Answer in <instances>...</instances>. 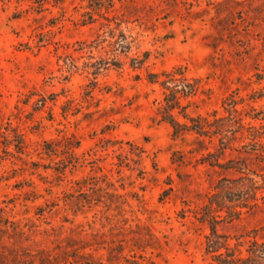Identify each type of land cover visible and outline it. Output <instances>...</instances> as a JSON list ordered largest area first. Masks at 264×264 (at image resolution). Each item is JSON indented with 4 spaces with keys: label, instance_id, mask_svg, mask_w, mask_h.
Here are the masks:
<instances>
[{
    "label": "rangeland",
    "instance_id": "374dc122",
    "mask_svg": "<svg viewBox=\"0 0 264 264\" xmlns=\"http://www.w3.org/2000/svg\"><path fill=\"white\" fill-rule=\"evenodd\" d=\"M37 1L0 0V264H210L195 212L234 173L201 159L207 138L172 137L148 73L184 68L192 116L230 94L264 109V0ZM116 23L130 51L95 78ZM219 231L264 240V207Z\"/></svg>",
    "mask_w": 264,
    "mask_h": 264
},
{
    "label": "trees",
    "instance_id": "16d2710c",
    "mask_svg": "<svg viewBox=\"0 0 264 264\" xmlns=\"http://www.w3.org/2000/svg\"><path fill=\"white\" fill-rule=\"evenodd\" d=\"M46 1L36 2L39 9ZM99 1L98 4L92 6L96 11L101 12L104 9L106 13H109L113 10L114 0ZM54 2L60 4L63 0H54ZM101 15L110 21L109 17ZM117 27L118 23L111 28L114 31L107 44L111 49L106 51L111 53V57L104 59L101 65L94 62L90 68L95 78L107 65L119 68L122 64L119 56L127 55L130 51L131 44L127 42L126 37L123 34L117 36L114 34ZM142 60L132 57V67L139 68ZM184 73V68L177 66L170 71L149 72L148 80L152 83H159L163 89L164 96L158 114L171 127L172 137L194 134L195 140L202 143L207 138L209 143L214 144V147L213 150H209L208 146H203L201 149L206 152L202 154L201 159L211 166L234 173L232 176L221 177L215 185L214 192L208 197V201L195 212L197 220L206 224L209 229L205 236V252L211 258L210 264H264V240H258L252 236L246 241L243 238L247 235L230 236L219 231L220 224L232 223L242 214L264 207V109L249 105V109L245 110L246 114H243V110H239L237 105L243 103L244 99L230 94L222 101L226 114L218 116L215 110L211 114L213 116L211 119L199 115L192 116L186 111L190 101L188 100L185 104L183 101L195 94L197 86L189 82ZM251 97L253 101L264 98V88L254 91ZM41 102L44 104L46 98H42ZM245 116H248L250 121L245 122ZM258 120L260 122L256 124L254 121ZM235 142L242 143L240 146L242 151L235 148ZM23 144L24 141L22 146ZM77 147H79V142H70L67 150L72 153V149ZM235 150L248 157L246 156L245 160L226 159L228 151ZM248 158L255 161L256 167L247 163ZM232 240L234 242H231ZM120 249L117 245L110 248L111 257L116 256V251L120 253L122 251ZM88 256L92 258V253ZM142 258L145 259L144 256ZM108 260L111 262L112 258ZM133 264H147V260L145 263Z\"/></svg>",
    "mask_w": 264,
    "mask_h": 264
}]
</instances>
